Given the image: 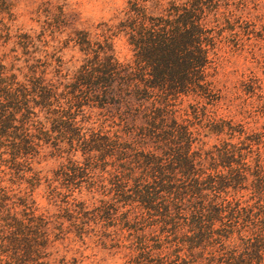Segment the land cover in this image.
Here are the masks:
<instances>
[{
	"label": "trees",
	"instance_id": "obj_1",
	"mask_svg": "<svg viewBox=\"0 0 264 264\" xmlns=\"http://www.w3.org/2000/svg\"><path fill=\"white\" fill-rule=\"evenodd\" d=\"M150 1L132 2L119 25L133 58L119 61L108 47L110 53L95 56V75L82 74L85 85L98 84L111 96L119 114L134 107L140 121L126 133L130 141L104 138L101 152L115 162L88 176L89 197L63 201L50 182L47 206L34 196L42 175L33 163L41 151L77 150L86 141L68 120L82 103L74 98L80 82L60 96L36 69L20 79L0 64V264H54L47 248L70 237L91 239L120 264H264V128L249 132L214 117L196 128L167 109L181 96L212 105L220 96L208 79L210 52L246 2L233 12L231 0ZM257 19L264 21V0L257 2ZM201 108L193 107L195 118ZM209 136L211 144L203 139ZM63 158L72 170L69 190L81 171L76 160ZM58 264L82 261L61 257Z\"/></svg>",
	"mask_w": 264,
	"mask_h": 264
},
{
	"label": "rangeland",
	"instance_id": "obj_2",
	"mask_svg": "<svg viewBox=\"0 0 264 264\" xmlns=\"http://www.w3.org/2000/svg\"><path fill=\"white\" fill-rule=\"evenodd\" d=\"M135 1L144 5L151 3L150 0H0V64L11 69L9 71L16 73L20 79L29 69H36L38 74H44L46 80L51 79L58 85V95L62 90H65L64 93L74 91L70 83L75 80L80 82L81 87L80 91H74V98L80 97L82 103L73 107V118L68 120L75 122L79 136L86 141L80 139L73 147L77 150L68 145H63L65 150H57V146L49 145L33 163L42 175L34 192L41 208L47 206L45 187L48 182L62 192L63 201L74 202L89 197L88 176L100 175L98 170L104 166L111 170L115 162L111 154H106L108 151L105 154L101 152L106 146L104 138L109 136L115 142L130 141L131 137L126 133L140 122L134 121L137 115L134 107L119 114L113 99L101 92L100 85H85L84 79H81L83 73L92 72L95 75L92 69L99 63L95 56L98 53L102 57L103 51L110 53L108 47L119 61L133 58L132 47L119 30V25L123 12ZM238 1L228 4L233 12L237 11ZM240 1L247 5L242 17L231 18L230 27L233 30L227 29L223 35H218L217 46L210 52L214 61L208 69V79L214 81L220 96L213 105L206 103V98L198 102L192 96H181L167 106L171 115L179 120L190 118L196 128L210 117L230 119L233 124L241 123L249 132L264 128V21L257 19L259 0ZM248 11L249 15H253L245 19ZM84 37L89 45L83 42ZM197 104H204L205 108H201L195 118L192 110ZM39 114L43 116L42 112ZM203 139L210 144L214 142V137ZM51 140L55 142L56 139L53 137ZM69 153H74V156ZM67 155L78 162L81 171L75 183L68 186L69 190L64 188L67 174L72 173L65 166L70 164L63 158ZM88 155L93 157L88 160ZM105 176L108 177L107 174ZM110 178L113 182L117 180L116 176ZM72 238L56 240L54 248H47L52 253L51 260H57L54 264H58L61 257L67 260L77 257L82 264L121 263L117 256L94 245L91 239L78 241ZM43 258L46 259L45 256Z\"/></svg>",
	"mask_w": 264,
	"mask_h": 264
}]
</instances>
